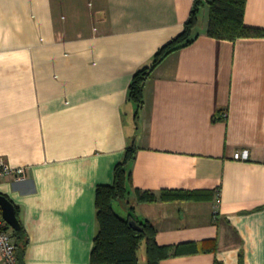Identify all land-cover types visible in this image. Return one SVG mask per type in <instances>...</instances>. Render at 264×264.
<instances>
[{"label": "crops", "instance_id": "1", "mask_svg": "<svg viewBox=\"0 0 264 264\" xmlns=\"http://www.w3.org/2000/svg\"><path fill=\"white\" fill-rule=\"evenodd\" d=\"M194 1L0 0V156L26 171L1 178L0 193L29 236L24 264L91 263L97 188L131 143L134 218L173 248L160 264H264V36H209L207 5L196 40L146 81L137 117L129 99ZM245 22L264 28V0H247Z\"/></svg>", "mask_w": 264, "mask_h": 264}, {"label": "trees", "instance_id": "2", "mask_svg": "<svg viewBox=\"0 0 264 264\" xmlns=\"http://www.w3.org/2000/svg\"><path fill=\"white\" fill-rule=\"evenodd\" d=\"M247 0H195L191 15L181 33L162 46L155 54L152 62L143 66L133 76L129 88V99L136 105V117L143 107L144 87L153 70L172 52L193 43L199 36L196 27L202 6L209 5V23L207 34L214 38L237 40L242 37H262L264 28L253 27L245 22ZM137 146H127L123 158L115 165L114 182L101 184L97 188L96 208L99 232L95 237L91 252L90 264H140V249L145 245L146 260L144 264H160L172 253L171 246H161L156 240V227L149 220L134 218V207L130 205V194L134 188L130 164L136 157ZM138 193L139 201L157 200L150 191ZM1 194V193H0ZM3 195V194H2ZM208 197L207 191L164 190L161 199H203ZM128 206L129 216H121L114 204ZM17 216L19 212L16 208ZM136 220L141 230L134 228L130 221ZM8 227H10L8 225ZM11 228V227H10ZM16 244V263L24 264L25 248L29 236L24 228L13 229ZM176 254H181L176 247Z\"/></svg>", "mask_w": 264, "mask_h": 264}, {"label": "built area", "instance_id": "3", "mask_svg": "<svg viewBox=\"0 0 264 264\" xmlns=\"http://www.w3.org/2000/svg\"><path fill=\"white\" fill-rule=\"evenodd\" d=\"M237 159H247V152H237ZM8 175H13L19 178H24L26 175L25 168L12 167L5 157L0 156V179ZM16 244L13 237V232L8 223L3 217L0 207V259L8 264L16 263Z\"/></svg>", "mask_w": 264, "mask_h": 264}, {"label": "water", "instance_id": "4", "mask_svg": "<svg viewBox=\"0 0 264 264\" xmlns=\"http://www.w3.org/2000/svg\"><path fill=\"white\" fill-rule=\"evenodd\" d=\"M0 207L3 217L8 225L13 229H19L21 223L17 216L16 207L11 200H9L5 195L2 194H0ZM130 223L137 230H141V226L136 220H131Z\"/></svg>", "mask_w": 264, "mask_h": 264}, {"label": "rangeland", "instance_id": "5", "mask_svg": "<svg viewBox=\"0 0 264 264\" xmlns=\"http://www.w3.org/2000/svg\"><path fill=\"white\" fill-rule=\"evenodd\" d=\"M208 12V9H207V5L205 6H202L201 9H200V12H199V26L202 27V22H203V18L205 17V14ZM121 213V212H120ZM145 250V247L144 245H142V248H141V252L140 254L143 255V253ZM141 264H144L143 262H141Z\"/></svg>", "mask_w": 264, "mask_h": 264}]
</instances>
